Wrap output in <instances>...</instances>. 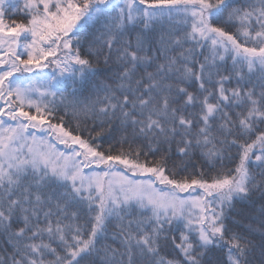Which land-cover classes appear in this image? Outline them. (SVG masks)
I'll use <instances>...</instances> for the list:
<instances>
[{"label":"snow or ice","instance_id":"obj_1","mask_svg":"<svg viewBox=\"0 0 264 264\" xmlns=\"http://www.w3.org/2000/svg\"><path fill=\"white\" fill-rule=\"evenodd\" d=\"M261 124L264 0H0V264H264L226 212L264 199Z\"/></svg>","mask_w":264,"mask_h":264},{"label":"trees","instance_id":"obj_2","mask_svg":"<svg viewBox=\"0 0 264 264\" xmlns=\"http://www.w3.org/2000/svg\"><path fill=\"white\" fill-rule=\"evenodd\" d=\"M23 2V0H21V3ZM8 15H12L14 19L17 20V22H24L26 23L27 20L23 15V12L20 13H8ZM6 22H8L6 20ZM97 27H99V25H97ZM89 31H95V29L90 28ZM232 31H235V29H232ZM105 54H107V50L105 49ZM200 59H203V57H199ZM51 59V58H50ZM231 66V62H229V67ZM116 67H118V65L115 64V56H113V64L106 67L103 63V56L100 58V64L97 68L98 72L101 73H109V68L111 69H115ZM54 70V66L49 67L47 69H44L45 72L47 73H52ZM151 70V69H149ZM142 72V70H141ZM141 73H138V75H140ZM33 75H35V73H33ZM105 77L104 75L98 76L96 77V79L99 80H103ZM255 77H253V83H255ZM233 85H235V80H233ZM259 91V88L257 87V92ZM27 110V109H26ZM34 111V110H33ZM233 114L237 111V109L233 108ZM66 121L71 119V115L69 114L68 117L65 118ZM95 123L96 129L97 131H101V127H100V121L97 120L95 122L89 120L87 122V127L89 129H91L93 127V124ZM73 127H74V123H73ZM118 122L113 121L112 124V129L113 131L110 133L109 129L107 127H105L102 131H101V135L99 137H95L96 142L100 143L103 149H107L109 144H112L114 146V149L116 147H118V145L116 144V141L119 140L120 138V131L118 130ZM260 130L264 131V124L259 125ZM130 131L129 130V138L131 140V136H130ZM93 136H95V133H93ZM85 138H87V133H85ZM58 147L61 150H64V146L63 145H58ZM127 147V146H125ZM133 147H136V144H133ZM175 154V145H173V155ZM233 155H235V150H233ZM159 158V154L153 156V155H149V159H158ZM225 165H228V161L225 160L224 161ZM192 165L196 166V170L198 171L199 168L204 164V161L199 159V153L197 152L195 154V158H193V160L191 161ZM117 168L122 171L125 172L126 175L128 176L129 179L131 180H147L148 177L147 176H132L130 171H127L123 165H117ZM91 169H85V172L87 173H91ZM96 171H100V169H97ZM193 171L192 167H189V172ZM109 179L115 178L116 180H119V177H108ZM107 179V178H105ZM155 188L160 189V188H166L168 186L165 185H160L158 182L154 185ZM188 193H181V196H187ZM262 206H264V199H261L260 194L257 192L253 195L250 196V198L246 199V200H234L233 201V207L231 209H227L226 208V212L228 213V220L227 223L229 224V226L231 228H233V230L235 231H240V232H245V230L248 227H251L253 229H255L253 235L255 236V240L254 243H258L259 242V237L261 235V233H264V227H262V225H264V216L261 215V208ZM142 210H140L138 207L134 209L132 215L135 218H139L140 216V212ZM150 215V213H149ZM41 220H43V217H41ZM175 225V222H174ZM182 228V224L180 225H176L173 227V229L169 232V243L165 246H162L161 249V255L165 256V258H172L176 255V252L173 250V246L171 244V239L172 236L175 235L176 238H179V229ZM117 230L114 227H110L109 232L107 233V235L105 237H102L100 239V244L98 246L101 245H111L113 247H115L117 244H119V239H114V233ZM5 240L6 238L3 235H0V249L4 248L5 245ZM213 257H219L221 259H226V253H222L219 249H215L212 253Z\"/></svg>","mask_w":264,"mask_h":264},{"label":"rangeland","instance_id":"obj_3","mask_svg":"<svg viewBox=\"0 0 264 264\" xmlns=\"http://www.w3.org/2000/svg\"><path fill=\"white\" fill-rule=\"evenodd\" d=\"M107 179H109V178H107ZM107 179H106V180H107ZM112 179H113V180H116L115 178H112Z\"/></svg>","mask_w":264,"mask_h":264}]
</instances>
